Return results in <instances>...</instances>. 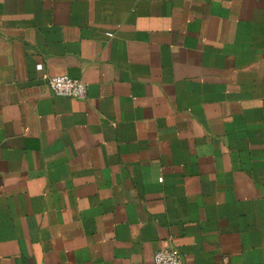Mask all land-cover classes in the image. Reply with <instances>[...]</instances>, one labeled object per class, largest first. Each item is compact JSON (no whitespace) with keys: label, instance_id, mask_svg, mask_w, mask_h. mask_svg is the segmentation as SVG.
Here are the masks:
<instances>
[{"label":"crops","instance_id":"obj_1","mask_svg":"<svg viewBox=\"0 0 264 264\" xmlns=\"http://www.w3.org/2000/svg\"><path fill=\"white\" fill-rule=\"evenodd\" d=\"M165 247L264 264V0H0V264Z\"/></svg>","mask_w":264,"mask_h":264},{"label":"built area","instance_id":"obj_2","mask_svg":"<svg viewBox=\"0 0 264 264\" xmlns=\"http://www.w3.org/2000/svg\"><path fill=\"white\" fill-rule=\"evenodd\" d=\"M49 92L54 96L72 99H85L88 84L81 79L68 75H55L46 78ZM154 264H184L181 252L176 248H160L153 256Z\"/></svg>","mask_w":264,"mask_h":264}]
</instances>
